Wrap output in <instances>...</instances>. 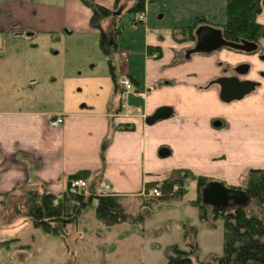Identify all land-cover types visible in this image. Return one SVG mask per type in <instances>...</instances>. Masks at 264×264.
<instances>
[{
  "label": "crops",
  "instance_id": "1",
  "mask_svg": "<svg viewBox=\"0 0 264 264\" xmlns=\"http://www.w3.org/2000/svg\"><path fill=\"white\" fill-rule=\"evenodd\" d=\"M97 4L114 10L115 0ZM129 6L102 22L112 52L104 56L108 65L111 59L114 75L109 68L94 86L105 82L107 96L99 105H82L75 96L79 84L69 74L74 67L82 75L85 68L78 70L76 57L66 55L70 43L81 49L94 38L100 46V30L88 25L90 12L80 21L79 15L69 16L68 0H0V204L25 188L60 194L70 176L88 171L98 182L96 193L108 187L124 199L130 214L148 186L176 170L229 187H239L251 169L264 170L260 53L223 48L187 55L193 44L177 40L176 29L203 16L206 25L219 28L227 14L193 13L168 24L161 15L160 23L151 24L145 12L128 33L115 36L114 27ZM257 22L264 26V8ZM243 65L249 71L235 74ZM233 76L254 82L255 89L242 99L223 100L217 82ZM125 78L132 84L128 92ZM163 107L171 108L172 115L147 125L146 118ZM58 116L63 124L51 127L50 120ZM164 148L169 153L161 156ZM91 179H86L88 186ZM17 247L5 253L15 249L18 254Z\"/></svg>",
  "mask_w": 264,
  "mask_h": 264
},
{
  "label": "rangeland",
  "instance_id": "2",
  "mask_svg": "<svg viewBox=\"0 0 264 264\" xmlns=\"http://www.w3.org/2000/svg\"><path fill=\"white\" fill-rule=\"evenodd\" d=\"M91 1L101 3V1L109 0ZM126 4L128 6L131 3ZM147 5L149 9L146 12H150L151 24H157L161 15L166 16L162 21L163 24L175 22L177 19H187L193 13L201 14L203 12L217 17L226 15L224 2L219 1L148 0ZM88 11L90 19L92 10L86 0H68L69 16L79 15L80 21H84ZM201 16L203 15L201 14ZM137 17L138 15L134 16L128 12L123 14L118 24L123 34L130 31L133 22L138 23ZM203 17L205 18V16ZM88 25L85 27L88 28ZM79 27L82 29L84 25L81 24ZM174 35L177 40L195 46V41H191L192 35L189 32L175 31ZM262 44H264V38H261L257 44V52L260 54L264 53ZM70 55L76 57L77 60L73 64L78 62V70L82 67L85 68L82 75H77L74 67L70 70L72 72L69 75H73L79 84L76 85L75 96L82 105L89 103H98L99 105L103 101L102 98L107 96V86L105 82L99 83L97 86H94V83L100 82L102 77L109 74L108 61L100 50L99 44L94 38L89 39L88 42L84 41L81 49L70 43L68 44L67 59L70 58ZM113 56L117 61V55L114 53ZM87 78L91 79L87 80ZM80 88L83 89L82 92L78 91ZM99 88H103V90ZM246 174L242 176L239 187H243ZM164 181L158 180L148 186L149 190L144 191L140 198L133 201L129 213L133 217L143 216L144 220L140 224L123 223L108 227L96 217V204H94V207L86 209L76 222L71 221L66 227L61 226L60 221H57L55 224L60 227L61 235L46 234L35 228L31 221L25 217L26 202L30 194L18 192L5 205L4 203L0 204V242L17 237L20 241L15 245L25 249L17 250L18 254L15 253V249H13V253H5L7 252L5 249L0 250V264H166V249L168 247L178 245L180 248L186 249L183 229L187 224L198 230L196 241L200 248V254L198 261L193 259V264L208 262L214 255L222 256L224 253V224L219 220L215 228H210L200 222L199 209L193 205V201L196 199V182L189 180L186 176L184 186L187 193L185 196L181 198L169 197L166 201L159 202L157 200L159 197L151 195L150 190L155 187L161 190ZM31 191L41 194L39 190L32 189ZM98 192L97 194H99ZM176 192L177 190H173V193ZM120 199L124 202L123 198L120 197ZM247 209L248 213L254 212V214H259L261 211L253 202ZM125 210L128 213V209Z\"/></svg>",
  "mask_w": 264,
  "mask_h": 264
},
{
  "label": "trees",
  "instance_id": "3",
  "mask_svg": "<svg viewBox=\"0 0 264 264\" xmlns=\"http://www.w3.org/2000/svg\"><path fill=\"white\" fill-rule=\"evenodd\" d=\"M226 4L227 20L219 27L223 36L230 42L240 43L243 41L258 44L264 38V26L257 22V17L262 13L264 0H218ZM92 10L90 24L100 30V49L103 54L110 57L112 52L108 50L109 37L102 28L103 20L111 17L114 12L125 9L126 2L131 3L126 12L136 16L144 14L148 0H115L114 10L86 0ZM204 17H197L192 26L177 28L176 31L189 32L191 41H195L196 30L206 25ZM121 28L114 27V35L121 33ZM110 72L114 75V67L109 59ZM115 78V76H114ZM92 173L82 171L70 176L68 188L60 194H53L43 190L41 194L25 188L24 192L30 194L26 202L27 210L25 217L33 226L50 235H61L60 227L55 224L60 221L61 226L71 221H77L82 213L89 207H94L98 220L110 227L123 223L140 224L144 217H133L125 210L123 202L117 195L102 196L95 192L97 180L91 179ZM196 182L197 198L193 202L199 209V220L207 227L215 228L221 220L224 224V253L222 256H212L211 260L200 264H264V170L251 169L245 175L242 189L250 197L256 207L261 209L259 214L248 213V209L232 207L226 211H217L202 203L201 194L205 186L211 182L207 177L195 176L190 171L176 170L163 182L162 196L157 200L166 201L170 198H181L186 195L185 177ZM73 179H91L88 188L75 191L70 187ZM174 187H178L173 193ZM149 189L147 188V191ZM197 228L190 224L183 229V238L186 249L178 245H172L166 249V264H193V259L198 261L200 248L196 241ZM16 239L0 242V249H10ZM25 249L24 247H17Z\"/></svg>",
  "mask_w": 264,
  "mask_h": 264
},
{
  "label": "water",
  "instance_id": "4",
  "mask_svg": "<svg viewBox=\"0 0 264 264\" xmlns=\"http://www.w3.org/2000/svg\"><path fill=\"white\" fill-rule=\"evenodd\" d=\"M196 42L188 56L193 53L211 54L223 48L247 53L256 52L258 45L250 42H230L223 36L222 30L208 25L200 26L195 32ZM264 60V57H263ZM248 65L236 68L237 75H244L249 71ZM222 87L221 98L226 101L242 99L255 89V83L242 81L239 76L220 78L217 82ZM172 115L171 108H160L152 116L146 118L147 125H153L160 120L169 118ZM169 150L161 149L160 155H168ZM202 203L217 211H226L232 207L246 208L250 205L251 199L242 189L226 186L222 182L211 181L202 190Z\"/></svg>",
  "mask_w": 264,
  "mask_h": 264
},
{
  "label": "built area",
  "instance_id": "5",
  "mask_svg": "<svg viewBox=\"0 0 264 264\" xmlns=\"http://www.w3.org/2000/svg\"><path fill=\"white\" fill-rule=\"evenodd\" d=\"M137 18L138 20L144 19V14L138 15ZM122 85L124 86L126 92L132 89V84L128 78H125L122 81ZM63 122H64L63 118L58 116L50 120V126L59 127L63 124ZM70 187L72 190L81 191V190L88 188V182L84 179H73L70 182ZM175 190H178V187H174V191ZM98 193L102 196L114 195L108 187L101 188ZM150 194L155 197H160L162 195L161 190L158 187L152 188L150 190Z\"/></svg>",
  "mask_w": 264,
  "mask_h": 264
},
{
  "label": "flooded vegetation",
  "instance_id": "6",
  "mask_svg": "<svg viewBox=\"0 0 264 264\" xmlns=\"http://www.w3.org/2000/svg\"><path fill=\"white\" fill-rule=\"evenodd\" d=\"M260 57H261V59L263 60V57H264V53H261L260 54ZM236 70V69H235ZM234 73L236 74V72L234 71Z\"/></svg>",
  "mask_w": 264,
  "mask_h": 264
}]
</instances>
